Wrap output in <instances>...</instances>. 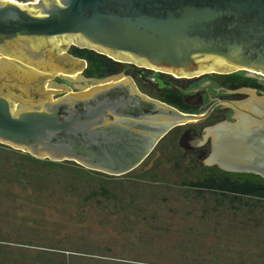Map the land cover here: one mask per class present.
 <instances>
[{
  "label": "water",
  "instance_id": "water-1",
  "mask_svg": "<svg viewBox=\"0 0 264 264\" xmlns=\"http://www.w3.org/2000/svg\"><path fill=\"white\" fill-rule=\"evenodd\" d=\"M72 45L195 83L205 112L151 98L127 73L85 76L88 63L69 54ZM234 71L264 78V0H0V142L37 157L125 174L144 158L109 147L123 142L109 128L147 135L150 150L174 127L224 105L236 112L203 128L197 144H210L204 162L264 176V91L227 90L207 76ZM60 75L80 90L54 79ZM61 88L70 92L55 99ZM125 105L138 113L119 112Z\"/></svg>",
  "mask_w": 264,
  "mask_h": 264
},
{
  "label": "rangeland",
  "instance_id": "rangeland-1",
  "mask_svg": "<svg viewBox=\"0 0 264 264\" xmlns=\"http://www.w3.org/2000/svg\"><path fill=\"white\" fill-rule=\"evenodd\" d=\"M10 1L17 4H29L37 0ZM222 106L224 105L220 108L228 107ZM229 107L235 109L234 106ZM188 129L190 130L191 127L189 126ZM185 131V128L176 127L169 131L171 132L169 136L161 138L151 155L137 167L138 171L122 174L126 178H124L125 183L119 194L115 189H110V194L103 193L98 182H95L94 187L71 184L69 181L75 173L72 164L69 168L61 167L46 171L48 174L59 173L58 177H51L56 179L53 182L56 188L52 182L48 183L44 189L41 183L30 184L28 182L27 186L24 184L23 186L18 184L14 178L20 180L22 178L20 174L26 171L31 172L33 167H28L29 161H23L20 156H17L15 164L11 161L7 162L8 168L15 177L12 176L11 179L1 177L12 174L10 171L5 172L0 169V238L15 242L12 243L13 246L20 250L15 254L17 264H30L29 257L31 256L24 252L25 246L23 245L28 243L26 242L28 240L22 237L24 231L20 230L19 224L22 221L21 217L14 219L6 213L19 211V213L25 212L26 215L31 214L32 209L45 207L40 201L46 205L48 211L46 227L48 235L69 237L68 240L63 239L64 242L61 244L54 241L51 245L72 249L67 246L72 242L71 247H74L76 243H81L92 249L84 246L79 248L81 252L76 253L74 257L79 260L83 256L82 263L79 262L81 264H187V261H192V258L199 259L203 264H210L211 259L214 260L212 264H264V226L256 233L241 228L239 230L242 235L239 233L225 234L220 230L218 233L223 235L221 238H214L208 233H203L211 231L210 221L201 218L204 209L208 208L209 217L212 216L224 224H229L230 220L226 212L229 205L219 206L217 210H214L215 205L209 198L211 195L206 194L208 198L198 197L196 194H187L181 188L183 173L186 166L190 164L186 151L190 150L189 144L195 130L194 132L190 130V135H192L190 140L188 137L183 139ZM199 133L200 131L195 133V144L202 140L205 130L201 135ZM16 148L25 151L23 148ZM34 172H39V170L35 167ZM62 188L69 189L64 192ZM88 188L98 189L100 194L90 197L85 193L90 191ZM40 189L42 190L39 191ZM36 192L40 197H35ZM140 193L145 194L143 197L146 196L143 198L145 206L137 205ZM116 194L126 196V198L123 200L112 198V195ZM154 201L161 202L160 204L163 205L161 212H158L161 208H156L158 205H155ZM153 207L159 214L158 219L160 220L157 222L152 221L147 216V212L140 209H153ZM241 218L242 226L252 228L254 220H249L245 216ZM31 225H35L31 228L39 227L34 222ZM42 231L38 234H46ZM31 233H36V231L31 230ZM195 242H202L204 246H199L200 243ZM41 244L50 246L47 240H42ZM57 250L60 253H53L58 256L53 255L50 258L62 260L64 253L60 251L62 249ZM88 250L92 254H87ZM2 254L9 255L6 251ZM2 254L0 253L1 256Z\"/></svg>",
  "mask_w": 264,
  "mask_h": 264
},
{
  "label": "trees",
  "instance_id": "trees-1",
  "mask_svg": "<svg viewBox=\"0 0 264 264\" xmlns=\"http://www.w3.org/2000/svg\"><path fill=\"white\" fill-rule=\"evenodd\" d=\"M69 53L75 57H79L87 61L88 65L84 69L83 73L85 76L90 78H106L108 76L125 71V69L127 68L126 63L116 61L113 58L101 54L91 48L71 46V48L69 49ZM133 74L136 75L135 73ZM207 76L213 78L212 80L214 81L218 80L219 84H221L227 90H236L248 86L257 88L260 92L264 91L263 81L255 77L247 76L243 71H234L230 73H212L208 74ZM181 81L186 82L187 80H185V78H176L175 76L168 73L155 72L154 75L148 78L147 82L144 85L142 84V82H139V84L144 92H147L149 95L172 106H175L176 108L184 112H205L204 101L206 97L200 91L193 90V88L195 87V83H192L191 85H186L181 83ZM225 98H233V95L231 93L227 94L225 95ZM220 107L221 105L217 106L215 110L206 119L202 120V123L193 122L190 124L180 125L176 127L179 129H186L185 133L187 134V136H185V134L183 136V139H185L184 137H188V139L190 140L193 135L191 139L192 141L190 140L191 143L189 144L190 150L186 151L189 155L190 164L186 166L185 172L183 173L182 180L180 183L181 188L184 189L187 194H196L198 197L208 198L206 194L211 195V197L209 198L212 200V204L215 205L213 207L214 210H217L219 206L229 205V209L226 210V212L228 213L227 217L230 220L229 224H224L220 222L221 220L218 221L212 216L209 217L207 215L209 211L207 207L204 209L203 216L201 215V218L209 220L211 225V231L203 233H208L209 235L214 236V238L223 237L222 234L218 233L220 230H222V233L225 234L239 233L240 235H242V232L239 230L241 228L242 230H247L252 233H256L261 230L262 226H264V176L252 172L226 171L221 169L218 165H206L204 163V160L210 152V144H195L196 141L194 140V136H196V131H200L199 135H201L205 126L222 121L224 119H232L234 110L229 107ZM219 114L223 115L219 116ZM189 126L191 127V131L194 132L195 130L192 135H190V130L188 129ZM170 133L171 132H168L164 137L169 136ZM17 156L22 157L23 161H29L28 167H33V170L31 172H22V174H20V177H22L20 180L12 174L7 165V162L9 161L15 164V162H17ZM0 160V169L4 170L5 172L10 171L12 174L11 176L9 174L3 175L1 177L11 179V177L13 176L15 177L14 179L18 184H24L26 186L28 182L30 184L41 183V187H43L42 189H44L48 183H53L54 180L56 181V179H53L51 177H58L59 174H56L54 172L48 174L46 173L47 170L57 168L60 169L61 167L69 168L70 164H72V167H74L75 170V173L72 175L71 180L69 181L71 184L77 183L79 185H87L88 187H94L95 184L98 182L100 184L99 188L105 194H110V189L117 190V193L119 194L123 189V184L125 183L124 178H126L122 174L119 176H115L107 174L100 170L87 168L74 160L56 161L50 158H39L29 152L22 151L17 148H12L11 146H8L4 143H0ZM35 167L39 170V172H34ZM136 169L138 168H134L133 170L125 173V175L132 171H138ZM98 180H100V182ZM57 181L59 182L60 180ZM42 189H40L39 191H41ZM68 189L69 188H62L64 192H66V190ZM88 189L90 191L85 193L90 197H95V195L100 194V191L98 189ZM143 195L145 194L140 193L138 195L137 205L139 206H145L143 198H145L146 196L143 197ZM38 196L39 195L36 192L35 197ZM112 198L123 200L124 198H126V196H120L116 194L112 195ZM40 202L41 205H44L45 207L40 206V208L32 209L31 214L29 213L28 215H26L25 212L19 213V211H9L8 213H6L9 216H12L14 219H17L18 217H21L22 219L21 223L19 222L20 230L24 231L22 237L28 240L26 241L28 243H25L23 245L25 246L24 252L28 253L31 256L29 257L30 264H81V259H83L84 257L82 256L79 260L74 257L76 256V253L81 252L79 248L81 246H84L87 247V249H92L86 245H82L81 243H76L74 244V247H71L72 242L67 245L69 246L68 248L72 249L58 248L56 246L51 245L54 241L61 244L64 242L63 239L68 240L69 237L61 238L48 235L46 229L48 224V211L46 205L42 201ZM48 202L49 201H47V203ZM160 203L161 202L154 201V204L159 206H157L156 208H161L158 212H161L163 208V205H161ZM142 208L140 209L147 212V216L151 218L152 221L157 222V220H160L158 219L159 214L156 208ZM196 216L199 218L198 214H196ZM243 216L247 217V219L249 220L255 221L254 224H252V228L242 226L241 217ZM32 222L36 223L40 227V229L39 227L31 228V226H35L31 225ZM26 225L27 227H25ZM219 225L221 226L219 227ZM157 227L159 228V226ZM31 230L36 231V233L30 234ZM41 231L43 233L46 232V234H38ZM42 240H47L50 246L42 245ZM12 243L15 242H12L8 239L0 238V253L2 254L4 251H6L9 254H2V256L0 255V264H17L15 254L20 250L14 247ZM195 243H200L199 246H204V243L202 242ZM64 245L65 243L63 244V246ZM57 249H62L60 251L64 253L62 260H53L50 258L53 255L58 256V254L56 253L60 252ZM90 250H88L87 253L89 255L92 254ZM36 256H39L40 258H37ZM212 262H214L213 259L210 260V264H212ZM187 264H203V262L199 261V259L192 258V261H187Z\"/></svg>",
  "mask_w": 264,
  "mask_h": 264
},
{
  "label": "flooded vegetation",
  "instance_id": "flooded-vegetation-1",
  "mask_svg": "<svg viewBox=\"0 0 264 264\" xmlns=\"http://www.w3.org/2000/svg\"><path fill=\"white\" fill-rule=\"evenodd\" d=\"M72 46H75V45H72ZM70 48H71V46L68 47V52H69ZM70 55H72V54H70ZM120 62H122V61H120ZM123 63L127 64L126 65L127 68L125 69V71H122V72L117 73V74L119 75V74H123V73L126 74L127 73V74L131 75L133 77L131 79L134 80L138 90H140L143 94H146V95L150 96L151 98L157 99V98L149 95L147 92H144L141 89L139 82H142V84L144 85L147 82L148 78L150 76L154 75L155 72H162V71H157V70H154L152 68H146V67H143V66L140 67V66H138V65H136L134 63H131V62L123 61ZM246 71H248V70H246ZM83 72H84V70H83ZM249 72H251V71H249ZM133 73H135L136 75H134ZM164 73H166V72H164ZM253 73H257V72H253ZM117 74H114V75H117ZM168 74H170V73H168ZM245 75L251 76V77H255L252 74H246L245 73ZM261 75H262V73H261ZM124 76H126V75H124ZM255 78H257V77H255ZM261 78L259 80L264 82V78H262V79ZM54 79L59 81V82L64 83L66 86L71 87V89L75 90L76 92L80 90V88L77 87L76 83H74V80L68 79L64 75L56 76V77H54ZM210 79H213V78H210ZM75 91H72V93H74ZM69 92L70 91L61 88V89H58L57 92H53L52 95L56 99L58 97L66 95ZM27 95H29V94H27ZM43 95H44V93L41 92L40 95L37 94L36 97H39L41 99V98H43ZM27 98L30 99L28 96H27ZM119 110H120L119 112H123L125 114H137L138 113V110L135 107H133V106L129 107V106L125 105L123 108L121 107V109H119ZM233 110H234L233 111L234 112L233 115H234L236 110L235 109H233ZM139 115H142V114H139ZM222 115L223 114H219V116H222ZM126 128H127L126 131L121 130V128L117 127V126H115V127L113 126V127L109 128V131L119 135L121 137V139L123 140V142L119 143V144L109 143L108 146L111 147V148L119 147L124 152L133 151V153L131 154V156H132L131 160L132 161L138 160L141 157H143L144 158L143 161H145L151 155V153L153 151V149L149 150V147L151 146V145L148 144V143H150L149 142L150 138L147 135H145V134H140L138 137L134 138L133 136H135L134 135L135 133L131 131V129H130L131 127H126ZM142 131L144 133L152 134V132L149 129L142 130ZM198 145H200V144H198ZM153 147H155V145Z\"/></svg>",
  "mask_w": 264,
  "mask_h": 264
}]
</instances>
